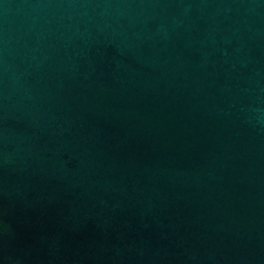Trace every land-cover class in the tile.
Wrapping results in <instances>:
<instances>
[{
  "label": "water",
  "instance_id": "obj_1",
  "mask_svg": "<svg viewBox=\"0 0 264 264\" xmlns=\"http://www.w3.org/2000/svg\"><path fill=\"white\" fill-rule=\"evenodd\" d=\"M0 264H264V0H0Z\"/></svg>",
  "mask_w": 264,
  "mask_h": 264
}]
</instances>
